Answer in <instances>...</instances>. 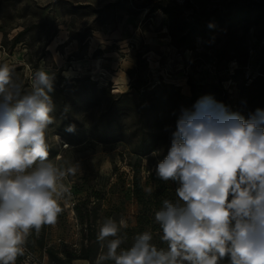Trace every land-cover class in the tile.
Segmentation results:
<instances>
[{"label":"rangeland","instance_id":"rangeland-1","mask_svg":"<svg viewBox=\"0 0 264 264\" xmlns=\"http://www.w3.org/2000/svg\"><path fill=\"white\" fill-rule=\"evenodd\" d=\"M189 3L194 8L185 0H0V63L15 68L25 90L38 69L54 74L55 122L47 134L49 159L65 169L76 166L75 174L64 179L69 192L60 202L63 210L57 223L28 238L26 245L39 256L46 253L45 247L79 255L87 249L95 251V257L76 259L73 264H95L105 251L97 234L106 218L127 222V241L121 245L126 248L141 233L147 215L154 220V211L161 206L156 207L151 196L167 191L170 199L175 198L176 183L160 180L156 167L171 147L181 111H193L188 80L202 93L214 84L222 85L229 112L245 119L259 104L264 107V0H239L235 5L231 0ZM111 30L120 32V40H128V48L153 50L154 62L146 58L140 64L133 87L159 81L181 85L179 90L170 88L171 100H159L164 97V83L152 91L138 94L133 88L121 96V89L112 86L116 82L113 73L96 56L92 66L79 69L72 63L83 56L92 34ZM145 31H151L152 37L144 38ZM61 36L67 44L77 40V48L57 47L53 54L49 46ZM16 38L19 41L13 45ZM173 40L195 42L196 47L176 49ZM59 56L63 61L56 63ZM216 57L221 58L219 65L214 63ZM109 87L111 93L106 90ZM130 98L145 113L150 105L156 106V112L149 109L146 114L148 125L135 123ZM214 111L213 105H205L200 114ZM69 125L74 131L66 130ZM143 127L144 139L154 147L140 159L132 148L140 140L135 133L142 134ZM149 132L157 135L155 141ZM138 166L142 198L137 197L133 180ZM147 188L152 189L150 195ZM160 235L159 229L153 232V243L164 247Z\"/></svg>","mask_w":264,"mask_h":264},{"label":"clouds","instance_id":"clouds-1","mask_svg":"<svg viewBox=\"0 0 264 264\" xmlns=\"http://www.w3.org/2000/svg\"><path fill=\"white\" fill-rule=\"evenodd\" d=\"M14 73L0 63V264H16L28 238L57 223L69 192L64 179L76 172L49 159L54 74L38 69L25 90ZM204 105L214 114L201 116ZM194 107L181 111L156 167L160 180L177 185L175 198L154 211L165 246L144 231L122 248L128 224L109 217L97 234L105 251L95 264H264V110L245 119L211 97Z\"/></svg>","mask_w":264,"mask_h":264},{"label":"trees","instance_id":"trees-1","mask_svg":"<svg viewBox=\"0 0 264 264\" xmlns=\"http://www.w3.org/2000/svg\"><path fill=\"white\" fill-rule=\"evenodd\" d=\"M185 2L187 4V6H189V7L191 6V4L189 3V0H185ZM238 2H239V0H231V4L232 5H235ZM192 7L194 8V6H191V8ZM18 41H19L18 38H16V40H14V42H13V45L16 44ZM182 41H184V40H173L172 44L175 47H177V48L194 49V47H196V43L195 42H194V45H193V43H191V44H183ZM141 58H142V54L141 53H138L137 54L138 66L140 65ZM220 59L221 58L218 59L216 57V61H217V64L218 65L220 64V62H219ZM260 76H262V75H260ZM257 77L258 76L253 77L252 78V81L254 80V78H257ZM163 83L160 82L157 85H155L152 89H150V90L149 89H146L145 91H141L140 90V87H138V86L137 87H132L133 85H131L132 88H130L127 91L120 92L121 93L120 95L121 96L128 95L133 88H134V90H136L138 92V94H141V93H144V92H147V91H152L155 88H158L159 85H162L163 84V86H162L163 87L162 94H164V97L163 96H160L161 98L159 100L160 101H165V99L171 100L172 97H169V95L171 93L170 92V88H174V89L179 90V88L181 87V85H177V84H175L173 82H170V83L169 82H163ZM146 85L147 84H145V86ZM188 85L190 86L191 92H192V97H191L190 101L193 104V112L196 111V109H195L194 106L197 104L198 101H200L204 97H211L217 103L224 105L225 108L229 111L228 106L226 104V99H227V97H226L227 96L226 90H225V88H222V85H220V84L219 85H215L214 84V85H212V87H211L210 90H206V91H204V93H202L200 91H197L196 85L191 80H188ZM112 86H115L118 89L117 84H115L113 82H112ZM111 88L112 87H109L106 90L111 93ZM210 92H212L211 95H210ZM128 105L131 106V111L134 114V118H135V123L136 124H138V123L141 124L142 123L143 125H146V124L148 125V119H147L146 114L148 115V112L150 110L151 111H154L155 110V112H156V106L155 105H152V106L150 105L149 107H147L145 109L146 110V113L143 112V111H141L139 105H137L135 103V101H134L133 98H130L129 99ZM204 108H205V105L202 106L201 112L203 111ZM257 109L264 110V107L262 106V104H259L258 107H257ZM158 118H159V115H158ZM142 132H143L142 134L141 133L140 134H137V132L135 133V135H137L138 137H140V140L132 148V152L135 153L136 155H138L140 157V159H142V158H144V156L148 155L153 150V147H154V144L148 142L146 140V138L144 139V136L146 135V131H145L144 127L142 128ZM149 133H150L149 136L152 137L151 140L153 139L155 141L156 138H157V135L154 132H149ZM164 158H165V156H162L161 159L163 160ZM139 173H140V170H139V166H138V168H137V174H134L133 175V180L135 181V193H136L137 197L142 198V196H144L145 193L143 192L142 187H141V184H140L141 178H140V174ZM149 174L150 175H153V173L152 174L149 173ZM150 175H149V177H150ZM152 196H151V198L153 199L152 202H153V204L156 207H159L160 206L162 200H164L166 198L170 199L169 198V194H168L167 191H159V192L154 193ZM158 229H159V226L154 223V220H152L150 214H148L147 217H146V221L142 223L141 233L144 232V231H152V232H154L155 230H158ZM124 231L125 232H129V230H124ZM160 247H162V246H160ZM45 251L47 252L49 258L52 261L57 262L58 264H73L74 260L81 259V258L86 259V260H91L96 255V252L95 251L94 252H88L87 249H85L84 250V253L83 254H80V255L79 254H76L75 252H73L72 250H69V249H67V250H60V249H56V248H52V247H45Z\"/></svg>","mask_w":264,"mask_h":264},{"label":"crops","instance_id":"crops-1","mask_svg":"<svg viewBox=\"0 0 264 264\" xmlns=\"http://www.w3.org/2000/svg\"><path fill=\"white\" fill-rule=\"evenodd\" d=\"M154 11L156 9H153ZM151 31H145L143 37H152ZM65 37H56L51 45L49 46L50 51L54 54L57 47L66 51H73L78 46V41L74 40L71 44H67ZM121 35L118 30H111L109 32L97 31L92 34L88 39V47L85 50L83 56L72 61L73 64L77 65V68L92 66L95 63L94 57L99 59L101 65L109 69L113 73V78L116 80L117 86L121 89V92L129 90L131 85H134V78L137 76L139 67L142 62L148 58L155 60V56L152 51H140L128 48V40H120ZM128 39H131L129 37ZM130 41V40H129ZM148 52V53H147ZM141 53L142 58L140 66H138L137 54ZM56 63L63 61L62 57L55 58Z\"/></svg>","mask_w":264,"mask_h":264},{"label":"built area","instance_id":"built-area-1","mask_svg":"<svg viewBox=\"0 0 264 264\" xmlns=\"http://www.w3.org/2000/svg\"><path fill=\"white\" fill-rule=\"evenodd\" d=\"M176 49H178L177 47H175ZM192 50V49H191ZM250 53H253V50H250ZM215 65L217 64V61L214 60ZM217 67V66H216ZM160 83V81H159ZM157 83L155 82H150L149 84H147L145 87L140 88L141 91H145L146 89H151L152 87H154L155 85H157ZM26 247V252L24 256H21L20 259L17 261L16 264H58L55 261H52L50 258H48L45 254H47V252L44 250V253L42 256H39L38 254H36V252L29 247L28 245L25 246Z\"/></svg>","mask_w":264,"mask_h":264}]
</instances>
